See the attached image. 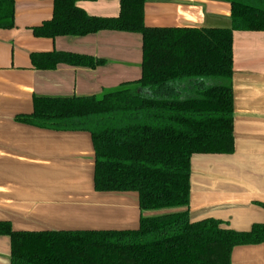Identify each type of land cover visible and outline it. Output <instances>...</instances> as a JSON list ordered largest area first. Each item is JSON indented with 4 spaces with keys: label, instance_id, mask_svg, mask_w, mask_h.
<instances>
[{
    "label": "trees",
    "instance_id": "obj_1",
    "mask_svg": "<svg viewBox=\"0 0 264 264\" xmlns=\"http://www.w3.org/2000/svg\"><path fill=\"white\" fill-rule=\"evenodd\" d=\"M50 1L52 17L31 28L34 37L138 34L140 77L100 96L34 97L32 113L17 120L88 133L96 192H135L141 212L183 210L141 217L135 230L32 232L0 223L10 264H230L235 247L264 243V224L237 232L215 219L192 222L187 210L192 156L234 152L233 33L264 32V0H226L228 29L146 27L145 0H119L117 17L77 6L96 0ZM15 2L0 0V30L14 27ZM30 62L36 70L104 64L59 51L32 53Z\"/></svg>",
    "mask_w": 264,
    "mask_h": 264
},
{
    "label": "crops",
    "instance_id": "obj_2",
    "mask_svg": "<svg viewBox=\"0 0 264 264\" xmlns=\"http://www.w3.org/2000/svg\"><path fill=\"white\" fill-rule=\"evenodd\" d=\"M89 16L117 17L119 0L79 1ZM50 0H16L14 27L0 30V223L13 231L135 230V192L94 190V149L86 132L39 128L17 120L34 97L100 96L138 80V34L101 31L83 37L36 38L31 28L52 17ZM226 0H145L150 28L231 27ZM67 52L103 60L94 69L58 65L36 70L32 53ZM233 136L230 155H194L187 207L192 222L215 219L247 232L264 224V32H234ZM0 264H10V240L0 235ZM230 264H264V243L235 247Z\"/></svg>",
    "mask_w": 264,
    "mask_h": 264
}]
</instances>
